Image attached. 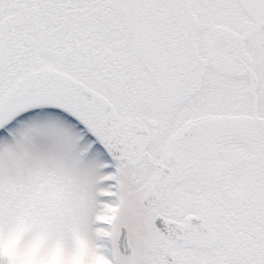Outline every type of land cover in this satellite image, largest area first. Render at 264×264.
<instances>
[{
	"label": "snow or ice",
	"instance_id": "snow-or-ice-1",
	"mask_svg": "<svg viewBox=\"0 0 264 264\" xmlns=\"http://www.w3.org/2000/svg\"><path fill=\"white\" fill-rule=\"evenodd\" d=\"M0 264H264V0H0Z\"/></svg>",
	"mask_w": 264,
	"mask_h": 264
}]
</instances>
